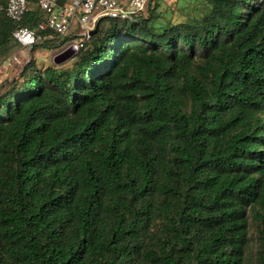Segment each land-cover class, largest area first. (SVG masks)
<instances>
[{"label":"trees","instance_id":"1","mask_svg":"<svg viewBox=\"0 0 264 264\" xmlns=\"http://www.w3.org/2000/svg\"><path fill=\"white\" fill-rule=\"evenodd\" d=\"M168 1L0 85V264H264V0Z\"/></svg>","mask_w":264,"mask_h":264},{"label":"built area","instance_id":"2","mask_svg":"<svg viewBox=\"0 0 264 264\" xmlns=\"http://www.w3.org/2000/svg\"><path fill=\"white\" fill-rule=\"evenodd\" d=\"M146 3L147 0H0V15L12 24L11 39L19 46L9 60L17 62L18 56L23 55L25 64L28 63L34 47L50 37L64 40L75 21L79 26L78 41L59 44V48L61 53L71 46L78 51L99 19L135 20L142 16ZM34 10L43 19L33 27L25 26V19Z\"/></svg>","mask_w":264,"mask_h":264},{"label":"crops","instance_id":"3","mask_svg":"<svg viewBox=\"0 0 264 264\" xmlns=\"http://www.w3.org/2000/svg\"><path fill=\"white\" fill-rule=\"evenodd\" d=\"M78 32H79V27H78V24L76 23V22H74L73 24H72V27H71V30H70V34L67 36L68 37V39H69V41H67V42H77L78 41V36H77V34H78ZM55 39V38H54ZM54 39H52V37H50V38H48L47 39V42H49L50 44H49V46H51V45H53L54 44V42H56V40H54ZM54 40V41H53ZM59 41V40H58ZM60 44V43H59ZM41 50H44V49H41V48H36V47H34V49H33V53L32 54H35L34 56L35 57H33V59L35 60V62H36V64H38V65H41V66H44L45 64V61H43V62H41L43 59H41V61H39L40 59V57H39V55H41ZM35 52V53H34ZM14 54V53H13ZM20 56H23V55H19V58H20ZM10 58V57H9ZM9 58L8 59H6V60H3V59H1L0 60V85L1 84H4L6 81H7V79H10L11 77V75H14L12 72L14 71L13 70V65H16V64H18L19 63V61L21 60V62L23 63V65L21 66V68L24 66V64H25V59H23L24 57H21L20 59H18L19 61H17V62H13V61H11V60H9ZM23 60V61H22ZM40 62V63H39ZM12 63V64H11ZM48 63H46V65H47ZM10 77V78H9Z\"/></svg>","mask_w":264,"mask_h":264},{"label":"rangeland","instance_id":"4","mask_svg":"<svg viewBox=\"0 0 264 264\" xmlns=\"http://www.w3.org/2000/svg\"><path fill=\"white\" fill-rule=\"evenodd\" d=\"M177 1L178 0H169L168 1V3H165L164 4V6H162L161 8H160V10H163L164 8L165 9H169V10H172V11H177V9H178V4H177ZM145 15V14H144ZM76 22V21H75ZM77 23V22H76ZM79 27V26H78ZM54 41V40H53ZM65 40H61V41H56V42H54V44L53 45H51L48 49H46V50H41V55H39V61H41V59H43L41 62H43V61H45V65H46V63H48V64H53V65H55V61H56V59L58 58V56L61 54V52H60V45H59V43H61V42H64ZM15 43V42H14ZM65 43V42H64ZM16 44V43H15ZM63 44V43H62ZM56 47H55V46ZM18 49H19V46L16 44V48H15V50H14V53H17L18 52ZM35 53V52H34ZM35 54H32L31 55V57H35L34 56ZM19 57V56H18ZM21 57H23V56H20V58ZM20 58H18V59H20ZM23 59H25V58H23ZM19 61V60H18ZM23 61V60H22ZM40 63V62H39ZM12 64V63H11ZM47 64V65H48ZM23 65V63L21 62V60L19 61V63L18 64H16V65H13V74L14 75H11L10 77H12V76H15L17 73H18V70L21 68V66ZM9 77V78H10Z\"/></svg>","mask_w":264,"mask_h":264},{"label":"water","instance_id":"5","mask_svg":"<svg viewBox=\"0 0 264 264\" xmlns=\"http://www.w3.org/2000/svg\"><path fill=\"white\" fill-rule=\"evenodd\" d=\"M76 53H77L76 47H74V46L69 47L67 50L63 51L58 56V58L54 62L55 65H61V64L65 63V62L69 61L71 58H73L75 56Z\"/></svg>","mask_w":264,"mask_h":264}]
</instances>
